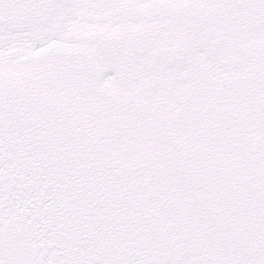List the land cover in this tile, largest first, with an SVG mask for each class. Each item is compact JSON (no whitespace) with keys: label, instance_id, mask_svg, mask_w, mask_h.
<instances>
[{"label":"snow or ice","instance_id":"obj_1","mask_svg":"<svg viewBox=\"0 0 264 264\" xmlns=\"http://www.w3.org/2000/svg\"><path fill=\"white\" fill-rule=\"evenodd\" d=\"M0 264H264V0H0Z\"/></svg>","mask_w":264,"mask_h":264}]
</instances>
